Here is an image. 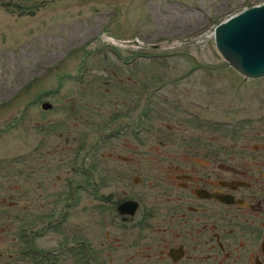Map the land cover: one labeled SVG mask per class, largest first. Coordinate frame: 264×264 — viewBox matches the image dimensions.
<instances>
[{"label": "flooded vegetation", "instance_id": "obj_1", "mask_svg": "<svg viewBox=\"0 0 264 264\" xmlns=\"http://www.w3.org/2000/svg\"><path fill=\"white\" fill-rule=\"evenodd\" d=\"M196 89L140 88L107 133L123 147L83 144L71 177L34 159L0 179V264H264V94L239 88L230 121L228 92Z\"/></svg>", "mask_w": 264, "mask_h": 264}, {"label": "rangeland", "instance_id": "obj_2", "mask_svg": "<svg viewBox=\"0 0 264 264\" xmlns=\"http://www.w3.org/2000/svg\"><path fill=\"white\" fill-rule=\"evenodd\" d=\"M263 2L0 0V179L18 183L14 174L34 159L39 178L62 164L71 177L83 144L89 148L100 139V149L122 148L125 137L107 133L127 125L112 117L130 110L140 88H223L228 120L235 121L239 88L252 102V91L264 94V76L198 68L189 55L200 63L221 62L214 27ZM151 103L143 124L155 134L162 120L159 98ZM128 133L126 128L130 138ZM78 208L69 205L70 219Z\"/></svg>", "mask_w": 264, "mask_h": 264}, {"label": "water", "instance_id": "obj_3", "mask_svg": "<svg viewBox=\"0 0 264 264\" xmlns=\"http://www.w3.org/2000/svg\"><path fill=\"white\" fill-rule=\"evenodd\" d=\"M216 49L222 57L219 63H200L190 55L196 67L219 70L232 67L246 78L264 76V2L231 15L213 30ZM43 109L51 107L42 103Z\"/></svg>", "mask_w": 264, "mask_h": 264}]
</instances>
